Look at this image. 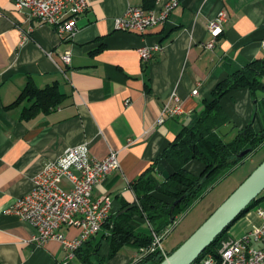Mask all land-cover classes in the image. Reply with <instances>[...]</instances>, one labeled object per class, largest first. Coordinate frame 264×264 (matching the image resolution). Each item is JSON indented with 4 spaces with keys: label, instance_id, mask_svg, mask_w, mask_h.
<instances>
[{
    "label": "crops",
    "instance_id": "1",
    "mask_svg": "<svg viewBox=\"0 0 264 264\" xmlns=\"http://www.w3.org/2000/svg\"><path fill=\"white\" fill-rule=\"evenodd\" d=\"M147 1L153 4L150 9L160 12L168 0L159 4L157 0H89L88 10L77 18L73 38L61 40L54 26L29 19L13 0H0V264H59L65 258L60 242L38 247L31 242L35 228L6 213L33 189L44 164L79 145L88 146L95 159L115 152L119 169L93 190L95 199L107 196L112 200L111 220L134 207L135 183L175 142L191 116L211 101L216 86L264 57V0H178L167 19L145 34L115 28V18L130 7L144 8ZM221 10L228 14L224 31L215 39L214 48H206L213 41L208 24ZM145 46L161 50L143 62L139 50ZM66 52L71 54L68 66L61 59ZM30 80L41 89L58 84L66 100L51 113L23 119L22 111L31 102L6 107ZM263 86L255 101L247 88L222 99L221 106L235 126L230 133L236 130L237 135L251 123L257 131L264 129V114H258L262 110L258 106L264 104ZM174 96L179 101L172 100ZM166 104L179 107L180 112L158 124ZM203 169L199 161L187 165L196 175ZM60 183L62 189L70 190L67 180ZM259 209L264 211V194L232 225L230 239L263 226ZM136 225L137 232L152 235L148 222L137 220ZM62 231L68 238L79 233L76 228ZM101 233L102 240H98ZM108 234L104 225L93 237V247L101 241L100 256L109 254V244L103 239Z\"/></svg>",
    "mask_w": 264,
    "mask_h": 264
},
{
    "label": "built area",
    "instance_id": "2",
    "mask_svg": "<svg viewBox=\"0 0 264 264\" xmlns=\"http://www.w3.org/2000/svg\"><path fill=\"white\" fill-rule=\"evenodd\" d=\"M157 1L159 4L160 0ZM13 2L17 9L27 12L29 19H38L43 25L54 26L61 40L73 38L78 30V16L89 8V0H13ZM178 5V0H168L160 12L155 9L130 7L123 16L115 18V28L118 31L145 34L158 23L164 22L169 12ZM227 20L226 10H221L209 22L208 30L213 36V41L206 44V48H214L215 39L223 33ZM160 50L159 46H145L139 50V54L143 62H148ZM61 59L64 65L71 64L69 52L63 54ZM193 94L197 95L198 90ZM172 100L179 101V98L174 96ZM179 112V107L173 108L166 104L158 124ZM119 167L120 162L115 152H111L104 159H95L90 156L86 145L69 147L57 160L44 164L42 171L33 180V189L17 200L6 213L17 216L35 228L37 233L31 242L38 247L49 241L60 242L65 251V258L59 264H73L77 251L100 232L111 215L112 200L107 196L95 199L93 190ZM62 180H67L71 184L70 190H64L59 186ZM258 214L263 217L264 211L259 209ZM174 224L160 233L152 229V245L139 253L135 261L154 252L166 256L167 252L162 242ZM68 228L78 229V235L68 238L62 231ZM219 254L220 257L216 258L209 253L193 264H264V224L242 238L227 240Z\"/></svg>",
    "mask_w": 264,
    "mask_h": 264
},
{
    "label": "trees",
    "instance_id": "3",
    "mask_svg": "<svg viewBox=\"0 0 264 264\" xmlns=\"http://www.w3.org/2000/svg\"><path fill=\"white\" fill-rule=\"evenodd\" d=\"M152 6L153 4L147 1L144 8L150 9ZM263 81L264 57L231 73L216 86L211 101H205L204 109L191 116L190 121L179 132L175 142L154 161L147 173L135 183L136 202L134 207L107 220L105 226L109 230V234L103 236V239H106L110 248L106 259L111 260L116 257L125 246L141 248L140 253L149 248L153 243V236L137 232V220L148 222L156 232L164 231L172 225L169 213L176 201L180 202L174 208V217L200 197L203 188L220 172L235 167L264 144V129L257 131L252 123L238 130L237 135L230 142H226L224 136L220 134V129L230 123L229 117L221 106L222 99L241 88L249 89L254 95L264 84ZM66 98V95L59 90L58 84L41 89L30 80L16 101L6 108H16L24 101L31 102V105L22 111V118L31 120L41 113H51L62 105ZM245 150H250V153L240 157V154ZM162 159H166L175 172L168 180L159 178L157 175V166ZM191 161H199L204 165L200 174L196 175L187 170V165ZM263 194L241 216L262 199ZM230 228L225 230L198 259L200 260L209 253L219 258L223 243L230 239ZM91 243L92 240L86 242L85 246L77 251L78 262L95 264L92 257L99 255L101 241L95 247ZM88 246L90 250L84 252ZM173 252L174 250L168 252L166 256L161 255L160 252L149 253L130 264H160Z\"/></svg>",
    "mask_w": 264,
    "mask_h": 264
},
{
    "label": "rangeland",
    "instance_id": "4",
    "mask_svg": "<svg viewBox=\"0 0 264 264\" xmlns=\"http://www.w3.org/2000/svg\"><path fill=\"white\" fill-rule=\"evenodd\" d=\"M260 94L261 92L258 91L256 95H252L253 100H257ZM236 103L238 104L239 102L237 101ZM254 104L256 105V103ZM259 107L262 110L258 114L262 117L264 104ZM235 136L236 130L224 136V139L230 142ZM263 161L264 144L255 152L250 153L247 158L235 167L220 172L203 188L200 197L195 199L184 211L177 213L174 226L162 242L163 248L171 252L185 242ZM59 185L61 186V183ZM90 240H93V237L88 241ZM98 240H102V233L99 235ZM137 253H140V251L137 252L132 246H125L113 259H106L108 257L106 254V256L104 254L100 256L99 254V256H94V262L95 264H130L136 260ZM133 254L135 255L134 258ZM73 264H83V262H78L76 258Z\"/></svg>",
    "mask_w": 264,
    "mask_h": 264
},
{
    "label": "water",
    "instance_id": "5",
    "mask_svg": "<svg viewBox=\"0 0 264 264\" xmlns=\"http://www.w3.org/2000/svg\"><path fill=\"white\" fill-rule=\"evenodd\" d=\"M234 127L233 123H229L220 129V134L227 136ZM249 153L250 150H245L240 154V157H244ZM157 173L165 180L170 179L175 174L166 159H162L158 164ZM263 192L264 161L185 242L160 264H193L254 201H257ZM179 202L176 201L170 209L171 221H174L173 211ZM131 208L132 206L124 211Z\"/></svg>",
    "mask_w": 264,
    "mask_h": 264
},
{
    "label": "bare ground",
    "instance_id": "6",
    "mask_svg": "<svg viewBox=\"0 0 264 264\" xmlns=\"http://www.w3.org/2000/svg\"><path fill=\"white\" fill-rule=\"evenodd\" d=\"M67 236V235H66Z\"/></svg>",
    "mask_w": 264,
    "mask_h": 264
}]
</instances>
